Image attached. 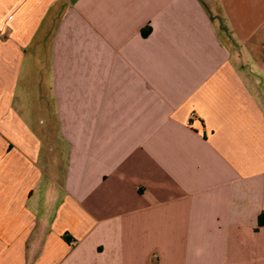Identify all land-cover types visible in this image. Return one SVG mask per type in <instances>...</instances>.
Here are the masks:
<instances>
[{
  "label": "crops",
  "instance_id": "1",
  "mask_svg": "<svg viewBox=\"0 0 264 264\" xmlns=\"http://www.w3.org/2000/svg\"><path fill=\"white\" fill-rule=\"evenodd\" d=\"M261 213L264 0H0V264H264Z\"/></svg>",
  "mask_w": 264,
  "mask_h": 264
},
{
  "label": "trees",
  "instance_id": "2",
  "mask_svg": "<svg viewBox=\"0 0 264 264\" xmlns=\"http://www.w3.org/2000/svg\"><path fill=\"white\" fill-rule=\"evenodd\" d=\"M258 222L259 224H264V214H260L259 217H258Z\"/></svg>",
  "mask_w": 264,
  "mask_h": 264
},
{
  "label": "built area",
  "instance_id": "3",
  "mask_svg": "<svg viewBox=\"0 0 264 264\" xmlns=\"http://www.w3.org/2000/svg\"><path fill=\"white\" fill-rule=\"evenodd\" d=\"M187 124H190V120H187V122H186Z\"/></svg>",
  "mask_w": 264,
  "mask_h": 264
}]
</instances>
